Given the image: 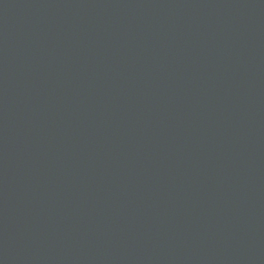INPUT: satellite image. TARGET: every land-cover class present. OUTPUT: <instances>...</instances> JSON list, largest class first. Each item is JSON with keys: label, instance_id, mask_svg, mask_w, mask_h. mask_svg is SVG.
Returning a JSON list of instances; mask_svg holds the SVG:
<instances>
[{"label": "water", "instance_id": "water-1", "mask_svg": "<svg viewBox=\"0 0 264 264\" xmlns=\"http://www.w3.org/2000/svg\"><path fill=\"white\" fill-rule=\"evenodd\" d=\"M0 264H264V0H0Z\"/></svg>", "mask_w": 264, "mask_h": 264}]
</instances>
